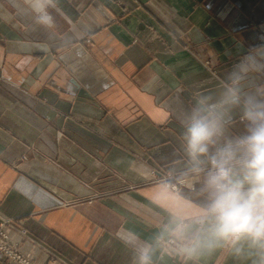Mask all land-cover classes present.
Masks as SVG:
<instances>
[{"label":"crops","instance_id":"1","mask_svg":"<svg viewBox=\"0 0 264 264\" xmlns=\"http://www.w3.org/2000/svg\"><path fill=\"white\" fill-rule=\"evenodd\" d=\"M53 15L49 30L0 0V219L31 238L6 225L9 240L39 263L138 264L147 246L150 264H264L248 239L207 246L210 157L248 134L243 104L199 172L184 140L234 74L264 100V0H59Z\"/></svg>","mask_w":264,"mask_h":264},{"label":"clouds","instance_id":"2","mask_svg":"<svg viewBox=\"0 0 264 264\" xmlns=\"http://www.w3.org/2000/svg\"><path fill=\"white\" fill-rule=\"evenodd\" d=\"M58 3L59 0H23L34 22L49 30L56 27L53 10ZM239 68L243 73L249 70L243 62ZM242 78L234 74L215 102L210 97H200L184 134L185 150L193 162V170L199 172L200 157L208 154L209 146L215 144L214 138L223 134L225 115L232 107L243 104V116L249 122L248 134L235 143L215 147L209 161L212 168L207 173L206 184L213 189V198L204 210V215L212 218L207 230L208 247L219 241L236 243L248 239L264 248V100L254 96L242 98L239 88ZM233 161L241 166L239 179L233 178ZM133 239L130 236L126 243ZM138 251V264H150L149 247ZM184 251L191 255L195 249Z\"/></svg>","mask_w":264,"mask_h":264},{"label":"built area","instance_id":"3","mask_svg":"<svg viewBox=\"0 0 264 264\" xmlns=\"http://www.w3.org/2000/svg\"><path fill=\"white\" fill-rule=\"evenodd\" d=\"M173 188L176 189L177 185H173ZM6 225L14 228L25 237L30 238V236L25 227L14 223L9 219H0V253L8 262H11L13 264H53L58 259L63 261L61 257L51 251L50 256L48 257V261H46L45 263H39L35 261L21 250L19 241L9 240V234L5 229Z\"/></svg>","mask_w":264,"mask_h":264},{"label":"rangeland","instance_id":"4","mask_svg":"<svg viewBox=\"0 0 264 264\" xmlns=\"http://www.w3.org/2000/svg\"><path fill=\"white\" fill-rule=\"evenodd\" d=\"M154 175V178H157L160 180V177H156V174L153 172L152 173ZM163 180V179H162ZM166 185H168L169 187L173 188V185H177L176 181L174 183H166ZM174 189V188H173Z\"/></svg>","mask_w":264,"mask_h":264}]
</instances>
